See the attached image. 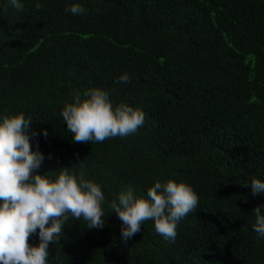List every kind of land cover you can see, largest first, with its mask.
I'll use <instances>...</instances> for the list:
<instances>
[{
  "label": "trees",
  "instance_id": "trees-1",
  "mask_svg": "<svg viewBox=\"0 0 264 264\" xmlns=\"http://www.w3.org/2000/svg\"><path fill=\"white\" fill-rule=\"evenodd\" d=\"M22 2L0 0V117L31 118L37 174L82 171L108 214L92 230L70 217L48 264H264L252 211L264 196L245 187L264 180V0ZM73 2L86 13L67 12ZM93 87L144 111L136 134L74 141L61 110ZM156 180L191 185L197 209L174 242L148 220L122 243L109 202L128 187L146 197Z\"/></svg>",
  "mask_w": 264,
  "mask_h": 264
},
{
  "label": "clouds",
  "instance_id": "clouds-1",
  "mask_svg": "<svg viewBox=\"0 0 264 264\" xmlns=\"http://www.w3.org/2000/svg\"><path fill=\"white\" fill-rule=\"evenodd\" d=\"M18 11L22 0H6ZM39 9L41 5L36 4ZM73 16L86 13V8L73 2L65 9ZM127 73L118 83H128ZM66 130L75 142H103L110 138L127 137L137 133L145 123V113L125 102L114 106L109 92L93 87L73 96L60 113ZM31 118L23 113L0 117V264H48L49 244L58 243L63 227L71 217L81 218L87 229L105 226L103 205L106 202L102 186L84 173H73L69 167L54 171V177L37 174L44 155L33 151ZM47 137V130H42ZM253 196H264V180L253 178L250 185ZM199 198L191 185L185 182L156 180L145 196H138L131 187L121 190L110 202V213L121 221L120 240L127 244L145 221H154L155 231L169 242L178 235L180 222L198 207ZM253 230L264 239V204L253 210ZM38 230V231H37ZM38 236V244L29 238Z\"/></svg>",
  "mask_w": 264,
  "mask_h": 264
},
{
  "label": "water",
  "instance_id": "water-1",
  "mask_svg": "<svg viewBox=\"0 0 264 264\" xmlns=\"http://www.w3.org/2000/svg\"><path fill=\"white\" fill-rule=\"evenodd\" d=\"M64 127H67L66 124H64Z\"/></svg>",
  "mask_w": 264,
  "mask_h": 264
}]
</instances>
